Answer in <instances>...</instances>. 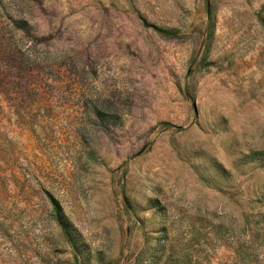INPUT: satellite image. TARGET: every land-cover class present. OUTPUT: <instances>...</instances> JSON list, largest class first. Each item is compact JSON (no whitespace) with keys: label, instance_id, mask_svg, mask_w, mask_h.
<instances>
[{"label":"rangeland","instance_id":"rangeland-1","mask_svg":"<svg viewBox=\"0 0 264 264\" xmlns=\"http://www.w3.org/2000/svg\"><path fill=\"white\" fill-rule=\"evenodd\" d=\"M254 153L264 0H0V264H237Z\"/></svg>","mask_w":264,"mask_h":264},{"label":"trees","instance_id":"trees-1","mask_svg":"<svg viewBox=\"0 0 264 264\" xmlns=\"http://www.w3.org/2000/svg\"><path fill=\"white\" fill-rule=\"evenodd\" d=\"M260 162L264 166V154L254 153L245 157L243 162L253 163V161ZM264 201V195L258 199V203ZM264 208V203L260 204ZM250 216H245L244 224L241 228V242L236 243V249L233 251L238 258L237 264H252L251 258L254 256L255 250L264 246V219L257 224L250 223Z\"/></svg>","mask_w":264,"mask_h":264}]
</instances>
